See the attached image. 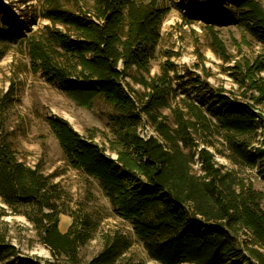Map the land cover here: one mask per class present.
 Wrapping results in <instances>:
<instances>
[{"label":"trees","instance_id":"trees-1","mask_svg":"<svg viewBox=\"0 0 264 264\" xmlns=\"http://www.w3.org/2000/svg\"><path fill=\"white\" fill-rule=\"evenodd\" d=\"M186 1L184 6L192 10L189 17L205 22L210 30L237 26L264 47L261 0ZM159 2L44 0L43 17L51 26L28 39L31 64L77 106L106 105L112 111L114 140L106 148L60 117L48 119L50 130L68 164L99 182L115 214L131 223L152 260L264 264V217L241 206L237 174L220 166L208 149L216 148L215 140L220 142L233 165L259 168L264 179V56L235 67L237 91L211 88L210 98L197 93L198 103L186 88L201 87V76L186 73L190 78L185 81L186 76L168 62L161 75L150 78L168 13ZM6 13L0 5L1 16ZM17 38L13 23L0 27L1 41L14 43ZM215 39L226 56L223 43ZM134 84L144 88L142 95ZM177 98L173 108L171 102ZM167 109L172 122L164 115ZM144 122L158 138L140 136ZM196 157L202 163L201 174L194 173ZM53 190L40 165L21 163L10 145L0 144L1 203L31 221L58 260L81 264L78 248L83 235L73 226L67 233L60 231ZM129 248V240L114 233L88 264H120ZM13 249L0 233V260L13 256Z\"/></svg>","mask_w":264,"mask_h":264},{"label":"rangeland","instance_id":"rangeland-1","mask_svg":"<svg viewBox=\"0 0 264 264\" xmlns=\"http://www.w3.org/2000/svg\"><path fill=\"white\" fill-rule=\"evenodd\" d=\"M261 2L264 6V0ZM186 4V0L159 2V7L168 9V13L161 27V42L151 60L150 78L161 75L162 66L170 62L182 76L186 73L201 76V87L189 85L186 88L198 103L197 93L210 98L213 90L237 91L238 76L233 73L238 69L235 67L263 57L264 47L237 26L210 30L205 22L189 17L192 10L188 5L185 7ZM0 5L7 11L5 15L0 14V27L13 23L18 37L14 43L0 40V144L10 145L21 163L29 167L40 165L50 179L61 213L60 231L67 233L73 226L75 233L83 235L78 248L81 264L96 258L104 250L107 237L114 233L124 235L130 242L120 264H160L149 257L131 223L115 214L99 182L68 164L50 130L48 119L60 117L83 136H94L96 142L106 148L114 140V125L109 119L112 111L106 105L97 103L91 109L77 106L58 84L49 82L32 66L28 39L51 26L43 17L44 0H0ZM68 8L74 9L73 4H68ZM215 37L223 43L226 56L216 47ZM197 65L202 69H197ZM185 76L188 81L190 76ZM261 76L264 77V72ZM173 85L177 86L178 82ZM133 87L139 96L145 91L141 85ZM178 103L179 98L173 99L172 107ZM164 115L172 122L170 109L165 110ZM215 145L216 148L208 149L215 155L216 162L225 170H234L238 176L241 206L263 218L264 179L260 169L233 165L226 158L229 152L225 146L216 140ZM108 154L115 157L111 152ZM194 173L199 174V169L195 168ZM0 233L14 247L13 256L0 260V264H66L42 241L31 221L23 215L12 214L1 201Z\"/></svg>","mask_w":264,"mask_h":264},{"label":"built area","instance_id":"built-area-1","mask_svg":"<svg viewBox=\"0 0 264 264\" xmlns=\"http://www.w3.org/2000/svg\"><path fill=\"white\" fill-rule=\"evenodd\" d=\"M140 136L144 140H148L151 137L158 138L157 132L154 130V128L152 127V125L149 122H144V124L141 126ZM201 166H202V163L200 162L199 158L196 157V163L194 165V169L198 168L200 174L202 173L201 172Z\"/></svg>","mask_w":264,"mask_h":264}]
</instances>
